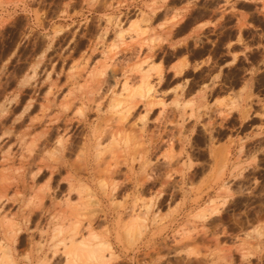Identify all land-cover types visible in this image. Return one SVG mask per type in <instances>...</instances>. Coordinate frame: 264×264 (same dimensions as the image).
Listing matches in <instances>:
<instances>
[{
  "label": "rangeland",
  "instance_id": "obj_1",
  "mask_svg": "<svg viewBox=\"0 0 264 264\" xmlns=\"http://www.w3.org/2000/svg\"><path fill=\"white\" fill-rule=\"evenodd\" d=\"M0 179L12 264H65L76 218L100 264H264V0H0Z\"/></svg>",
  "mask_w": 264,
  "mask_h": 264
},
{
  "label": "bare ground",
  "instance_id": "obj_2",
  "mask_svg": "<svg viewBox=\"0 0 264 264\" xmlns=\"http://www.w3.org/2000/svg\"><path fill=\"white\" fill-rule=\"evenodd\" d=\"M133 28V27H132ZM122 31V30H121ZM125 31V30H124ZM118 32H119V30H118ZM119 33H121V32H119ZM118 33V34H119ZM126 33V32H125ZM122 35H124V34H122ZM119 36H121V35H119ZM132 36V35H131ZM120 38V37H119ZM122 40V39H121ZM144 75V73H141V75ZM86 77V76H85ZM91 77V76H90ZM89 77V78H90ZM124 77V76H123ZM126 77H128V76H126ZM141 77V79H142V82H145V83H143L144 85H146L147 84V82L146 81H143L144 79H143V77L144 76H140ZM145 77H146V75H145ZM144 77V78H145ZM140 79V80H141ZM146 79V78H145ZM85 80V79H84ZM89 79H87V81H88ZM127 79H124V81H126ZM86 81V82H87ZM100 81V80H99ZM97 82H98V79H97ZM118 82V81H117ZM140 82V81H139ZM141 82V83H142ZM125 83V82H124ZM126 84V83H125ZM124 84V87H122L121 89H123V91L124 92H126V95H125V93H124V95L122 96V97H124V96H126V98L122 101V100H120L119 98H118V95H117V98L120 100H118L117 98L115 99V100H113L112 101V103L109 105L113 110H116L119 106H121L120 104L121 103H123L125 100H129L130 99V101L132 100V99H135L134 98V96H143V93H145V92H143V88H142V86L138 89V90H131V86H130V88L129 87H127L128 85H125ZM123 85V84H122ZM131 85V84H130ZM139 85H141L140 83H139ZM144 87V86H143ZM149 86L147 85L145 88H144V90L146 89V93L147 92H149V88H148ZM81 88V87H80ZM84 88H88V87H84ZM49 89H51V88H49ZM48 89V90H49ZM137 89V88H136ZM80 90V89H79ZM89 91H90V89H89ZM51 92V91H50ZM80 92V91H79ZM85 92V91H84ZM89 93V92H88ZM121 93V92H120ZM70 94V93H69ZM114 94V93H113ZM119 94V93H118ZM80 95V94H79ZM82 95V94H81ZM88 95V94H87ZM116 95V94H115ZM85 96V95H84ZM90 96V95H89ZM70 97V96H69ZM91 97V96H90ZM114 97H116V96H114ZM119 97H121V96H119ZM62 98H63V96H62ZM74 98V97H73ZM83 98V97H82ZM129 98V99H128ZM141 98V97H140ZM68 99V98H67ZM111 99H113V98H111ZM48 100V99H47ZM64 100H66V99H64ZM122 101V102H121ZM63 102V101H62ZM66 102V101H65ZM64 102V103H65ZM70 102L71 101H69V104H70ZM99 102V101H98ZM128 102V101H127ZM132 102V101H131ZM72 103V102H71ZM130 103V102H129ZM134 103H136V102H134ZM31 104V103H30ZM96 104V103H95ZM94 104V105H95ZM63 105V104H62ZM66 105V104H65ZM64 105V106H65ZM71 105V104H70ZM125 105V104H124ZM129 105H131V103L130 104H128L127 106H129ZM132 105H133V103H132ZM30 106V105H29ZM82 106V105H81ZM98 106V105H97ZM97 106H94V107H97ZM109 106H108V108H109ZM4 107V106H3ZM63 107V106H62ZM83 107V106H82ZM42 108V107H41ZM67 108V107H66ZM84 108V107H83ZM126 108V107H125ZM130 106L129 107H127L126 109H124V108H122L121 110L122 111H120V109H119V116L121 115V117H120V119L123 117L124 118V116H125V114H127V113H125V112H127V111H129L130 110ZM132 108H134V107H132ZM5 109V108H4ZM3 109V110H4ZM27 109H28V107H27ZM64 109V108H63ZM68 109V108H67ZM81 108H79V109H77V110H80ZM129 109V110H128ZM26 110V109H25ZM76 110V111H77ZM82 110H84V109H82ZM94 110H96V109H94ZM117 112V111H116ZM44 113V112H43ZM82 113H83V111H82ZM124 114V115H123ZM45 115V114H44ZM43 115H41V117H42ZM117 118V117H116ZM119 119V120H120ZM41 120V119H40ZM33 121V120H32ZM118 121V120H117ZM116 121V122H117ZM30 122V121H29ZM35 122V121H34ZM40 122V121H39ZM31 123V122H30ZM37 123V122H36ZM36 123H31V125L33 124V126H34V124H36ZM50 123V122H49ZM115 125H116V123H114ZM30 125V124H29ZM30 125V126H31ZM30 126H28V127H30ZM32 126V127H33ZM46 126V130H47V125H45ZM117 126H119V124L117 125ZM122 126V125H121ZM112 127L114 128V126L112 125ZM120 127V126H119ZM67 128V127H66ZM118 129V127L116 128V130ZM120 129H121V127H120ZM119 129V131L117 130V131H115L114 130V132L111 134V141H112V143L110 144V145H113V144H115V146L116 145H122V146H124V147H128L129 146V144H130V142H132L131 141V137H130V135L128 136L127 135V133L125 132V133H122L121 132V130ZM123 129V128H122ZM125 129H127V128H125ZM130 130V129H129ZM9 131V130H8ZM104 131V130H103ZM125 131V130H124ZM127 131V130H126ZM6 133V132H5ZM8 133V132H7ZM6 133V134H7ZM44 133H46V131L44 132ZM44 133H42L41 134V136H35V138L36 139H34V141L32 140L31 141V143L28 141L27 142V144L28 143H30L29 145H30V147H31V145H37L38 143L37 142H39L41 139L43 140V142H45V141H47V138L46 137H44L45 135H44ZM5 134V137L7 136ZM8 135H9V133H8ZM2 136V135H1ZM24 138V137H23ZM22 138V139H23ZM65 138V137H64ZM66 140H67V138H66ZM96 140V139H95ZM23 141H24V139H23ZM98 141V140H97ZM99 142V141H98ZM97 142V143H98ZM42 142H40V145H42L41 144ZM56 143H57V146L59 147H62L63 146V142H62V139L61 138H58L57 137V140H56ZM20 144V143H19ZM46 144V143H45ZM44 144V145H45ZM134 144V143H133ZM99 145V144H98ZM97 145V146H98ZM134 146H135V144H134ZM9 147V146H8ZM26 147V146H25ZM28 147V146H27ZM30 147H29V150H30ZM42 147V146H41ZM59 147V148H60ZM83 147V146H82ZM82 147H81V149H82ZM108 147H109V145H108ZM8 149L9 148H7V153H8ZM34 149V148H33ZM62 149V148H61ZM126 149V148H125ZM28 150V151H29ZM42 150V149H41ZM46 150V149H45ZM32 152V151H31ZM80 152V151H79ZM6 153V154H7ZM45 154H46V151L44 152ZM50 153H52V152H50ZM56 153V152H55ZM98 153V152H97ZM49 154V153H48ZM5 155V154H4ZM38 155V154H37ZM50 155V154H49ZM54 155V154H53ZM52 155V156H53ZM78 157H79V159H78V161L79 162H81L80 164H83V163H86L87 162V157H86V154H85V152H81V153H78ZM100 155V154H99ZM51 156V157H52ZM57 156V155H56ZM96 156H98V155H96ZM4 157V156H3ZM44 161V160H43ZM56 163H58V162H61L60 160H58V159H55L54 160ZM35 162V161H34ZM45 162V161H44ZM63 162H64V166L65 167H69V168H72L73 167V164H67L66 162L67 161H65V160H63ZM63 162H61V163H63ZM72 163V162H71ZM60 164V163H59ZM63 165V164H62ZM79 167V166H78ZM53 168V167H52ZM51 167L49 168V169H52ZM81 168V167H80ZM84 168V167H83ZM37 170H39L40 171V168H37ZM53 170V169H52ZM75 170H77L76 169V167H75ZM32 172H34V171H32ZM36 172V171H35ZM37 174H38V172H37ZM32 175H35L34 173H32ZM4 177V176H6L5 174H1V177ZM72 176V175H71ZM2 177V180H7V179H4ZM7 177V176H6ZM70 179H71V177L70 176H68ZM34 178V177H33ZM1 180V179H0ZM10 180V179H9ZM72 180V179H71ZM4 181V182H5ZM3 181L0 183V184H5ZM14 182H15V180H14ZM8 183V182H7ZM6 183V184H7ZM16 183V182H15ZM81 183V182H80ZM1 185L0 186V188L2 189H8V187L6 186V185ZM72 184H73V182L72 183H69L68 185H69V190H68V195H70V191H75L76 190V192L78 193H76L77 195H81V193H83V192H86V193H88V194H90L91 195V189H90V187L89 186H87V185H79V186H77V187H75V189L73 188L72 190H71V187H72ZM75 184V183H74ZM100 185V184H99ZM4 191V190H3ZM4 193V192H3ZM40 193V192H39ZM35 193V194H37V195H44V194H42V193ZM0 195H2V196H0V201H3L2 200V198L4 197L3 195H7V193L6 194H0ZM93 195V194H92ZM84 197H86V196H84ZM43 199V198H42ZM41 198L39 199V200H42ZM92 199V198H91ZM91 199H89V201L91 200ZM6 200V199H5ZM35 201V200H34ZM76 201V200H75ZM93 201H95V200H93ZM92 201V202H93ZM40 202V201H39ZM34 203V202H33ZM69 203V202H68ZM79 203V202H78ZM212 203V202H211ZM65 204H67V202L65 203ZM73 204V203H72ZM85 203H83V205H84ZM95 204H96V202H95ZM70 204H68V206H69ZM82 205V206H83ZM67 206V207H68ZM213 206V205H212ZM71 207H75V206H71ZM78 207H80V206H78ZM146 207H148V206H146ZM77 208V207H76ZM211 208V207H210ZM68 209H70L69 207H68ZM74 209V208H73ZM206 209H207V207H206ZM147 210H148V208H147ZM69 211H71V210H69ZM73 211V210H72ZM205 211L206 210H200V212H198V213H200V214H203V216H204V214H205ZM212 211V210H211ZM207 212V211H206ZM208 212H210L209 210H208ZM137 213H139V211L137 212ZM144 213V212H143ZM72 214V213H71ZM69 215H67V217H68ZM77 216V215H76ZM201 216V215H200ZM202 216V217H203ZM73 219V218H72ZM77 219V218H76ZM76 219H75V221H76ZM56 220V219H55ZM66 220V219H65ZM67 220H69V219H67ZM3 221H4V219H3ZM8 221V220H7ZM75 221H70V222H67V225L65 224V226L64 225H62V224H56L55 226H53L52 228H53V233H52V236L50 237L51 238V240L52 239H58L55 243L56 244H54L53 245V247L55 248V251L56 250H58L59 251V248H58V246H60V251L62 252V255L64 256V259H65V264H89V263H101V261H103L104 260V258L106 257V258H108V254L107 255H105V257H104V255H103V252L104 251H106V252H108V250L110 249L109 247V244L107 243V241H99L98 239L100 238V236L99 235H97V234H95V233H93V232H89V235L87 236V237H84V238H82V239H79L78 241L77 240H75V234H77V232H76V226L78 225L79 226V224H77L76 225V223H77V221L75 222ZM3 223V222H2ZM17 224V223H16ZM143 224H145V221H144V219L143 218H141L139 215H136V216H133L132 218H130V220H128L126 223H122L121 224V226L123 225V228L125 229V233L127 234V235H130L132 232H134L135 234H136V236H138V234L140 233V229L142 228V226H143ZM7 226H8V230L5 232V235H4V237H5V239L4 240H6V243H4V241L2 242V240H1V246H0V264H12L14 261H13V254H11V247H12V243H11V246L8 244V242H10V237H15L16 236V233H14V225L13 226H9L8 224H6ZM16 226H19V224L18 225H16ZM15 226V227H16ZM146 226V225H145ZM89 227V226H88ZM79 228V227H78ZM7 228H5V230H6ZM18 230V232L20 231V229H19V227H18V229H16L15 230V232ZM78 231V230H77ZM124 232V231H123ZM14 233V234H13ZM141 233H142V230H141ZM131 236H132V234H131ZM130 236V237H131ZM134 236V235H133ZM61 237V238H60ZM125 238V237H124ZM132 238V237H131ZM130 238V239H131ZM133 239V238H132ZM15 240V239H14ZM13 240V241H14ZM95 240L97 241V242H95ZM12 241V242H13ZM131 242V241H130ZM133 242V241H132ZM4 243V244H3ZM3 244V245H2ZM42 245V244H41ZM40 245V246H41ZM39 246V247H40ZM52 247V248H53ZM13 248V247H12ZM14 249V248H13ZM52 252V255L53 254H56L57 253V251L56 252ZM27 256V255H26ZM109 256H112V254H111V252L109 253ZM115 257V256H114ZM25 258H28V256L27 257H25ZM105 261H106V259H105ZM107 261H109V260H107ZM99 263V264H100ZM103 264V263H102ZM105 264V263H104Z\"/></svg>",
  "mask_w": 264,
  "mask_h": 264
}]
</instances>
